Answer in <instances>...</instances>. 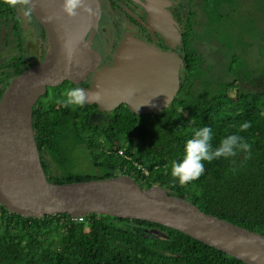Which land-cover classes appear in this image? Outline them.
I'll return each instance as SVG.
<instances>
[{
  "label": "trees",
  "instance_id": "1",
  "mask_svg": "<svg viewBox=\"0 0 264 264\" xmlns=\"http://www.w3.org/2000/svg\"><path fill=\"white\" fill-rule=\"evenodd\" d=\"M230 2L198 0L189 10L181 26L184 68L179 92L161 112L138 116L120 107L94 122L95 106L72 110L62 105L70 88L83 85L64 82L48 89L32 112L34 140L47 182L62 185L128 176L143 190L164 188L207 215L264 237V88H252L248 74L240 77L234 69L232 81L204 78L202 56L195 48L197 27L204 26V32L209 28L213 36L224 20L222 8ZM16 9L8 0H0V29L11 30L19 51L0 75V98L13 78L33 66L25 58ZM41 37L45 41L42 31ZM245 122L251 127L240 135L252 145L250 159L240 154L234 161L214 160L195 181L182 184L173 179L171 164L183 157L184 144L195 129L212 127L218 144ZM86 154L90 169L81 171L80 159ZM0 264L244 263L148 222L97 215L81 221L67 215L25 219L0 206Z\"/></svg>",
  "mask_w": 264,
  "mask_h": 264
},
{
  "label": "water",
  "instance_id": "2",
  "mask_svg": "<svg viewBox=\"0 0 264 264\" xmlns=\"http://www.w3.org/2000/svg\"><path fill=\"white\" fill-rule=\"evenodd\" d=\"M89 2L81 0L72 15L66 11L67 0H31V16L44 33L47 50L41 62L11 80L0 98V206L25 219L97 215L148 222L244 264H264L263 236L207 215L164 188L143 190L128 176L62 185L47 182L34 140L32 112L48 89L64 82L81 86L89 81L82 88L89 93L87 106L107 114L125 106L142 116L167 109L181 84L184 60L175 50L181 48L182 37L170 14L163 13L166 21L155 11L147 21L157 27L155 33L170 51L128 34L112 64L100 67L101 57L92 47L99 9L91 17ZM20 18L24 24L26 16L22 13Z\"/></svg>",
  "mask_w": 264,
  "mask_h": 264
},
{
  "label": "rangeland",
  "instance_id": "3",
  "mask_svg": "<svg viewBox=\"0 0 264 264\" xmlns=\"http://www.w3.org/2000/svg\"><path fill=\"white\" fill-rule=\"evenodd\" d=\"M91 2V0H89ZM97 1V0H95ZM189 1V0H188ZM196 0L195 2H197ZM193 2V0H191ZM186 2L184 1V6ZM190 6H195L189 2L188 9H184V14H189ZM224 20L221 25L213 31L210 36L209 28L204 32L203 27H197V53L202 56V69L204 78L210 81H232L233 69L242 77L243 72L248 74L251 87L254 89L264 88V0H231L223 8ZM201 15V13L199 12ZM203 16V15H201ZM202 24H204V17ZM31 20H25L24 25L30 27ZM23 24V23H22ZM21 24V26H23ZM116 28V27H115ZM27 31V30H26ZM31 29L24 34L23 41L26 50V42L34 46L33 38L29 36ZM181 35V31L177 28ZM108 36V33H106ZM111 33L109 32V36ZM15 36L11 30L0 29V75L8 69L6 65L11 58L18 56V49L15 43ZM32 56L25 53V58ZM32 58V57H31ZM184 60V58H183ZM246 80V79H245ZM197 85V83H196ZM248 88L249 87V84ZM246 87V86H245ZM216 89V88H215ZM105 118L94 116V122H99ZM48 159V158H47ZM51 168L54 169L52 161L48 159ZM89 158L86 155L80 159L79 168L81 171L90 169Z\"/></svg>",
  "mask_w": 264,
  "mask_h": 264
},
{
  "label": "flooded vegetation",
  "instance_id": "4",
  "mask_svg": "<svg viewBox=\"0 0 264 264\" xmlns=\"http://www.w3.org/2000/svg\"><path fill=\"white\" fill-rule=\"evenodd\" d=\"M184 1L186 2V9H188L190 0H91L87 6V11L91 14V17L93 16V18H95L96 10L99 9L98 28L92 47L101 57L100 67H107L112 64L116 49L128 34L149 44H153L154 42L155 45L162 51H170L166 48L165 42L160 35L155 33L157 27L152 24L155 28L153 29V27L149 26L147 21L148 18L154 14L152 12L155 11L161 12V20H166V16H164L163 13L170 14L171 19L174 22V28H176V30L178 28L182 33L181 26L184 24L186 19V15L184 14ZM195 1L196 0H193L192 2L194 5H196ZM153 5L157 8L154 9ZM16 11L19 16L23 13L20 7H17ZM27 19L31 20L30 27L22 24L23 21L20 18V22L23 25L21 33L22 38H24V34L28 31V28L31 29L29 36L33 38L35 44L32 46L30 42H26V53L29 52L32 55L30 57L28 56L26 59L28 64L32 65L40 61L41 55L44 54L43 49L45 46L47 50V42L42 39V30L37 25L33 17L27 15L26 20ZM109 32L111 33L110 36ZM106 33H108V36ZM151 34H153V38ZM180 43L181 48L176 46L175 52L183 58L184 53L182 51V38ZM89 84L90 82L88 81L80 88L88 87ZM120 107L124 108L125 106H119L118 108ZM99 116H101V118H106L108 114L98 112L96 108L95 117L98 118Z\"/></svg>",
  "mask_w": 264,
  "mask_h": 264
},
{
  "label": "clouds",
  "instance_id": "5",
  "mask_svg": "<svg viewBox=\"0 0 264 264\" xmlns=\"http://www.w3.org/2000/svg\"><path fill=\"white\" fill-rule=\"evenodd\" d=\"M11 7H20L24 15L32 12L31 0H8ZM66 11L74 15V9L81 4V0H67ZM89 103V93L84 89L73 87L67 92L62 101L64 108L75 110L83 108ZM251 127L250 122L239 126L236 133L224 136L218 144L214 143L215 134L210 126L195 129L183 148V157L171 164V175L179 183H188L199 179L205 173V165L214 160L224 159L234 161L240 154H244L245 160L251 158L252 145L240 132L247 131Z\"/></svg>",
  "mask_w": 264,
  "mask_h": 264
},
{
  "label": "built area",
  "instance_id": "6",
  "mask_svg": "<svg viewBox=\"0 0 264 264\" xmlns=\"http://www.w3.org/2000/svg\"><path fill=\"white\" fill-rule=\"evenodd\" d=\"M77 220H78V221H81V220H82V217H81V218H78Z\"/></svg>",
  "mask_w": 264,
  "mask_h": 264
}]
</instances>
